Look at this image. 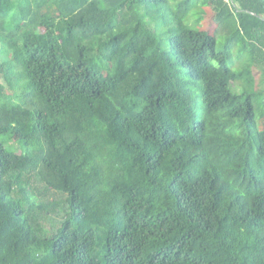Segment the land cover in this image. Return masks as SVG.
I'll use <instances>...</instances> for the list:
<instances>
[{
  "label": "trees",
  "instance_id": "1",
  "mask_svg": "<svg viewBox=\"0 0 264 264\" xmlns=\"http://www.w3.org/2000/svg\"><path fill=\"white\" fill-rule=\"evenodd\" d=\"M0 50V264H264V0H0Z\"/></svg>",
  "mask_w": 264,
  "mask_h": 264
},
{
  "label": "rangeland",
  "instance_id": "2",
  "mask_svg": "<svg viewBox=\"0 0 264 264\" xmlns=\"http://www.w3.org/2000/svg\"><path fill=\"white\" fill-rule=\"evenodd\" d=\"M179 1H181V0H171V3L172 4H175L176 2H179ZM210 12H211V10L209 9V10H207V12H206V15L204 16V18H203V23H207V24H209V25H211V26H213L212 27V29L216 32L217 31V27L215 26V23H214V21H213V19H212V14H211V16H210ZM197 14H198V12L197 13H195V12H193L192 14H191V16H190V20H189V25H192L191 24V21H194L196 18H197ZM200 15V14H199ZM109 18V17H108ZM108 18H106V14H101V15H98L96 18H94V20H97V22H104L105 20H107ZM92 20V19H91ZM93 21V20H92ZM60 39H61V41H62V37L60 36ZM61 43H63V42H61ZM218 47H219V43H218ZM2 50H0V52H1ZM68 50H66V54L68 55V52H67ZM235 53H233V56H235L234 55ZM260 77V76H259ZM0 82H1V78H0ZM3 82V81H2ZM11 93H13V91H11ZM20 142H22V140H20V139H14L13 140V143H17V144H19ZM33 187H34V189H36L35 190V194H37L39 191H43L44 190V186H43V184L41 183V182H37V181H35L34 183H33ZM55 196L56 195H53L52 196V193H49V195H47L46 196V199H55ZM59 199H60V196L58 197ZM59 201H62V200H59ZM58 212H56L57 214H61L62 216L64 215V212L66 211V205H61V206H59L58 208Z\"/></svg>",
  "mask_w": 264,
  "mask_h": 264
}]
</instances>
